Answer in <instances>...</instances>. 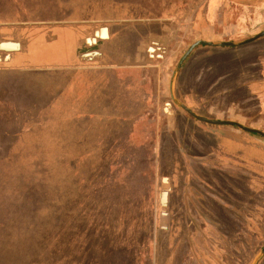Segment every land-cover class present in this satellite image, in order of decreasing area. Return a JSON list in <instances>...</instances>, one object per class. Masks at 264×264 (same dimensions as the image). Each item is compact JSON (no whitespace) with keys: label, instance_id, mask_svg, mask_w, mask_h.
Instances as JSON below:
<instances>
[{"label":"rangeland","instance_id":"1","mask_svg":"<svg viewBox=\"0 0 264 264\" xmlns=\"http://www.w3.org/2000/svg\"><path fill=\"white\" fill-rule=\"evenodd\" d=\"M40 1L21 0L28 11L21 15L14 9L0 12V38L25 43L40 32L52 30V37L58 26H138L167 43L168 65L160 58H153L161 62L152 65L166 66L161 71L169 79L194 42H241L264 30V22L250 20L238 34L232 31L231 0L220 2L216 26L209 19L212 0H42L57 9H49L52 5L29 13ZM11 34L19 38L4 37ZM109 44L115 48L112 62L130 49L125 33ZM150 58L145 50L137 64L146 65ZM79 68L78 74L57 76L65 83L79 77L80 93H57L54 106L51 96L47 110L38 104V95L16 90L8 98L0 84V127L19 130L0 142V264H217L215 229L205 224L206 217L216 216L217 199L202 203L188 188L209 189L198 179L186 181L189 173L202 174L218 185L210 193L223 188L213 169L218 162L195 157L204 155L201 145L213 144L204 127L217 125L195 119L168 95L158 103L151 100L153 112H142V117L126 112L131 120L120 129L102 112L99 89L94 100L87 95V79L103 80V74L95 75L83 60ZM181 69L183 81L176 84L180 102L200 116L264 132V37L234 47L199 45ZM182 76L177 73L175 82ZM112 95L104 104L116 103ZM133 102L129 99L128 107ZM167 103L174 112H167ZM208 161L212 168L202 163ZM238 183L243 192L233 197L236 204L255 211L257 260L264 247V175L255 174L250 189L247 180ZM163 190H169L166 206L160 202Z\"/></svg>","mask_w":264,"mask_h":264},{"label":"crops","instance_id":"2","mask_svg":"<svg viewBox=\"0 0 264 264\" xmlns=\"http://www.w3.org/2000/svg\"><path fill=\"white\" fill-rule=\"evenodd\" d=\"M220 2L223 4L224 0L211 1L209 16L211 25L217 24L219 21L217 18L221 15L220 5L222 4H220ZM230 4L232 6L230 12L232 22H230V24L233 26L231 30H234L237 34L239 27H241V25L246 26V23L250 20L264 22V0H231ZM221 25H224L223 21ZM107 26L109 38L97 40L96 42L98 47L95 49L101 51L102 56L95 60L84 61L87 63L89 70L95 69L97 72H94V74L97 76L98 74H103L104 79L93 81L92 78H88L87 84L85 85L88 87L87 95L90 101L94 100L92 94L94 92V94H96V89H99L97 99L103 102L104 107H102V112H106L105 114L110 121L114 120L116 127H121L120 129H122V127L131 120L126 112H141L135 116L136 118L142 117V112H153L152 109H149L151 100L157 101L158 103L161 99L166 98V96L169 98L171 79L165 78L163 76V71H161L167 70V67L160 68L158 65H152L155 64L156 60H159L153 59V57L148 59L149 61L146 65H138L137 62L143 60L145 50L147 52L149 47V52L150 48L153 49L152 51L160 52L161 55L158 58L162 59L163 64L168 65L169 59L166 58H169L167 54L170 49L162 36L149 35L145 30L137 28V25V27L124 26L118 27L117 29H114L112 25ZM64 27L69 26H58L56 29L57 32L52 35V37L49 35L45 36L43 33L32 37L29 41H25L22 50L12 53L11 60L0 66V84L4 85L5 90H8L10 94L8 98H11V95L14 96L16 90H20V93L24 92L38 95L41 100L38 104L42 105L47 110L49 98L53 97V106L56 105L54 99L55 97L57 98V93L62 92L64 97L73 94L76 96L80 93L81 84L79 80L81 79H79V77L73 76L65 83L63 76H57V73L59 75L69 72L74 74V71L76 74L79 73L77 71L81 69L79 68V61L81 62L80 54L84 53L83 48L86 45L85 41L90 35V31H88L89 34L83 38L81 34H83L82 30L84 29ZM53 30L55 31V28ZM94 30L95 29H93V33ZM81 31L82 33H80ZM103 32L98 31L99 36H105ZM124 33L128 37L130 49L123 53L122 58L118 62H112L109 57L113 54L115 48L107 47L106 44L111 43L115 39L119 40L123 37ZM248 34H250V32L247 33V35ZM68 44H71V47L68 46ZM181 66L177 73H180L182 76V73H184V71H182L184 66L182 69ZM180 69L181 71H179ZM17 72H23V76L9 77V74L15 75ZM136 75H140L138 76L139 79ZM183 77L184 75L181 79L178 78L177 83L174 79L173 90L176 98H178L177 94L179 93V90L177 93L176 84L182 82ZM128 78L132 80L129 81ZM38 86L45 88L40 91L41 88ZM111 94H113V101L116 102L112 107L111 103L104 104L110 99ZM129 99L134 101L132 107H128ZM74 100L76 102V98ZM59 107L60 105H58V109ZM158 111L161 112L160 110ZM108 112L116 113L111 114ZM107 123L108 120L104 121V124ZM216 127L218 128L204 127V129H207V136L213 144L212 146L201 145L200 147L204 155L195 157H202V159L206 158V160L219 163V165H217V163L213 169H217L220 173L223 179L221 180L223 182V184H221L223 188H221L218 193H210V189L218 187V185L208 179H204L202 174L199 177L195 175V177L193 174L189 173L186 181L191 183L194 179H198L202 184L201 187H204L206 190L209 189V192L203 193L196 188H193V190L188 188V192L196 196L202 203L209 197H213L215 200L217 199L215 218H208L205 216V224L215 229V234L217 235L218 224L220 222L228 229H231V226H235L236 222L239 223L242 219L244 211L243 205L239 203L236 204V200L233 197L243 192V188L238 181L247 180L249 182L247 188L249 186L248 189H250L254 187L249 184L253 183L255 180V174L261 173L264 175V141L257 138L254 133L241 130V128L235 129L230 125H217ZM202 163L212 168L209 161L207 163ZM250 172H252L251 175ZM217 179L220 183L219 177ZM191 191L193 192L191 193ZM262 195L263 193L257 197L261 199ZM217 256L218 248L213 259L219 264ZM254 261L255 256L251 261L252 264ZM262 261H264V255L258 263L260 264Z\"/></svg>","mask_w":264,"mask_h":264},{"label":"water","instance_id":"3","mask_svg":"<svg viewBox=\"0 0 264 264\" xmlns=\"http://www.w3.org/2000/svg\"><path fill=\"white\" fill-rule=\"evenodd\" d=\"M48 24H52V23H48ZM57 24V23H55ZM25 25V24H23ZM98 31H105V36H99ZM108 26H101L98 28H95L93 35H89L86 38V45H94L96 44L97 40H103V39H108L109 38V34H108ZM262 36H264V30L260 33H258L257 35L253 36L252 38H249L247 40L241 41V42H214V41H207V40H198L196 42H194L193 44H191L189 46V48L186 50V52L183 54L182 58L180 59L175 71L172 74V78H171V84H170V95H171V100L177 104L178 106H180L184 111H186L188 114H190L192 117H194L195 119L201 121V122H205L208 124H213V125H230V126H236L241 128L242 130L248 131V132H252V133H257L260 134L261 136L264 137V132L259 130V129H255V128H250L247 126H244L236 121H232V120H212L209 119L207 117H203L200 116L198 114H196L194 111H192L186 104L180 102L175 94H174V90H173V83H174V79L176 76V73L178 71V69L180 68V66L183 64V62L185 61V59L189 56V54L199 45H207V46H212V47H221V46H241V45H246L249 43L254 42L255 40L261 38ZM24 42L15 40V39H5V38H0V63H7L11 60L12 58V53L14 52H19L22 50V46L24 45ZM153 49L150 48V51H152ZM102 56V52L101 51H89V52H84L80 54V59L83 61H91V60H95L98 59L99 57ZM166 108L169 109V113L173 112V107L171 106V103H167ZM162 182L165 184L169 183V178L167 177H163L162 178ZM168 196H169V190H163L161 192L160 195V202L162 204V206H166L168 203ZM264 255V247L262 248L261 251V256H259L260 258H258L257 260L255 259L253 264H257L259 262V260L261 259V257Z\"/></svg>","mask_w":264,"mask_h":264},{"label":"flooded vegetation","instance_id":"4","mask_svg":"<svg viewBox=\"0 0 264 264\" xmlns=\"http://www.w3.org/2000/svg\"><path fill=\"white\" fill-rule=\"evenodd\" d=\"M79 29H84L83 34L81 36L84 38L88 31H90V35L93 33V29L95 26H87V27H78ZM52 30L48 32H40L36 35H49ZM82 31L80 33H82ZM86 31V32H85ZM21 35V34H20ZM7 38H19L15 36V34L4 36ZM26 37V36H25ZM28 41L30 40L29 36H27ZM31 37V38H32ZM96 45H85L83 48V52H89L92 50H96L98 47ZM161 55L158 51H150L149 47L147 49V56L158 58ZM251 186V185H250ZM169 201V196H168ZM243 217L239 221L236 222L235 226H231V229H228L226 226L218 224L217 231V248H218V260L219 264H249L255 256V239H256V227H255V211L251 206H243ZM228 226V225H227Z\"/></svg>","mask_w":264,"mask_h":264},{"label":"trees","instance_id":"5","mask_svg":"<svg viewBox=\"0 0 264 264\" xmlns=\"http://www.w3.org/2000/svg\"><path fill=\"white\" fill-rule=\"evenodd\" d=\"M36 1H38V0H36ZM52 5H53L52 3L45 4L42 2V0L38 3L35 2L36 8L29 10V13H41L43 11H47L48 7H50ZM22 6H23V4H22L21 0H0V12H7L8 13V9H14V11L15 10L18 11V12H15V15H21V13H23L22 11L28 12L27 10H24L22 8ZM24 7H26V6H24ZM49 9H52V10L57 9V6H55V4H54L53 7L49 8ZM14 17H17V16H14ZM22 76L23 75L19 74V73H16L15 75L9 74V77H22ZM12 131H19V130L11 129V127H8L6 125L3 127H0V139H1L0 142H3L7 138L11 137Z\"/></svg>","mask_w":264,"mask_h":264},{"label":"bare ground","instance_id":"6","mask_svg":"<svg viewBox=\"0 0 264 264\" xmlns=\"http://www.w3.org/2000/svg\"><path fill=\"white\" fill-rule=\"evenodd\" d=\"M103 33H105V31Z\"/></svg>","mask_w":264,"mask_h":264}]
</instances>
